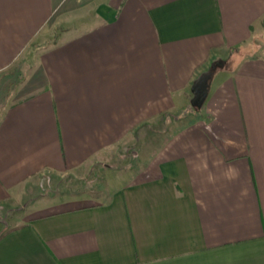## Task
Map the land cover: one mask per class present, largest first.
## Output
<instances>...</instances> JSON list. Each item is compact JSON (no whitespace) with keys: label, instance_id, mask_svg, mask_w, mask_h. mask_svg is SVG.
I'll list each match as a JSON object with an SVG mask.
<instances>
[{"label":"crops","instance_id":"1","mask_svg":"<svg viewBox=\"0 0 264 264\" xmlns=\"http://www.w3.org/2000/svg\"><path fill=\"white\" fill-rule=\"evenodd\" d=\"M263 36L264 0H0V264H264Z\"/></svg>","mask_w":264,"mask_h":264},{"label":"rangeland","instance_id":"2","mask_svg":"<svg viewBox=\"0 0 264 264\" xmlns=\"http://www.w3.org/2000/svg\"><path fill=\"white\" fill-rule=\"evenodd\" d=\"M106 168L105 164H93L85 171L88 174L84 178H79V174L74 173L63 176L52 175L53 178L51 181H48V183L46 178L37 179V185L32 188H27L26 192H24L16 201L17 203L14 204V207H27L35 197L61 199L69 196L67 193H70L71 195V193L75 191H96V194L98 195L104 189L103 187L99 188V183L102 181V172L105 171ZM0 229H2L1 225Z\"/></svg>","mask_w":264,"mask_h":264},{"label":"trees","instance_id":"3","mask_svg":"<svg viewBox=\"0 0 264 264\" xmlns=\"http://www.w3.org/2000/svg\"><path fill=\"white\" fill-rule=\"evenodd\" d=\"M198 102H199V100H198Z\"/></svg>","mask_w":264,"mask_h":264}]
</instances>
